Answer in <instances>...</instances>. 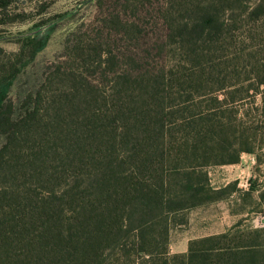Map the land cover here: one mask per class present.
<instances>
[{
	"label": "trees",
	"instance_id": "1",
	"mask_svg": "<svg viewBox=\"0 0 264 264\" xmlns=\"http://www.w3.org/2000/svg\"><path fill=\"white\" fill-rule=\"evenodd\" d=\"M188 6L192 18L175 35L188 47L191 69L116 76L105 90L83 66L66 64L45 76L18 118L1 101L0 264H264V245H232L229 233L192 240L186 253L169 251L172 227L186 223L175 216L212 192L204 170L217 165L213 138L225 129L215 93L226 92L230 104L261 95L264 128V48L245 63L249 71L242 66L244 78L222 60L237 31L247 40L263 32L264 0ZM93 51L96 60L81 63L97 68L101 56ZM26 58L21 47L15 61L0 63V87ZM194 94L213 104L199 109L198 120Z\"/></svg>",
	"mask_w": 264,
	"mask_h": 264
},
{
	"label": "rangeland",
	"instance_id": "2",
	"mask_svg": "<svg viewBox=\"0 0 264 264\" xmlns=\"http://www.w3.org/2000/svg\"><path fill=\"white\" fill-rule=\"evenodd\" d=\"M189 1L0 0V63L15 61L21 47L27 55L17 76L0 87V104L11 103L18 118L31 108L30 97L45 76L57 68L63 70L66 64L83 66L86 78L105 90H111L110 80L116 76L146 78L191 69L188 47L179 45L175 35L192 18ZM247 37L237 31L234 44L223 48L228 56L223 62L238 70L235 78L245 77L242 66L249 71L245 63L264 48V28L254 40ZM94 49H99L101 64L90 68L81 60H96ZM214 96L222 107L225 129L213 138L219 148L217 165L204 170L212 192L205 195L203 204L175 216L176 222L186 223L173 226L169 233L171 254L186 253L192 240L225 233L234 240L232 245H264V128L257 123V116L263 114L262 96H249L234 104L231 99L227 102L224 91ZM193 106H199L195 111L192 108L193 120H198V113L213 104L209 97L194 94ZM195 123L189 131L190 146L196 139ZM246 147L251 154L238 152ZM197 179L203 184L202 177Z\"/></svg>",
	"mask_w": 264,
	"mask_h": 264
}]
</instances>
